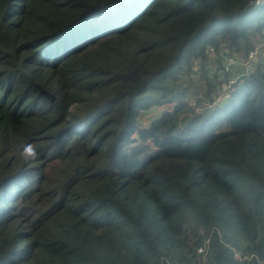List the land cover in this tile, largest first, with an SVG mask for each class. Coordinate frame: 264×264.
Returning a JSON list of instances; mask_svg holds the SVG:
<instances>
[{
    "label": "trees",
    "instance_id": "obj_1",
    "mask_svg": "<svg viewBox=\"0 0 264 264\" xmlns=\"http://www.w3.org/2000/svg\"><path fill=\"white\" fill-rule=\"evenodd\" d=\"M249 1L0 0V264L264 257V70L209 73L264 38Z\"/></svg>",
    "mask_w": 264,
    "mask_h": 264
},
{
    "label": "built area",
    "instance_id": "obj_2",
    "mask_svg": "<svg viewBox=\"0 0 264 264\" xmlns=\"http://www.w3.org/2000/svg\"><path fill=\"white\" fill-rule=\"evenodd\" d=\"M262 4H264V0L249 1V6L262 5ZM263 48H264V38L255 44V47L248 52V55L245 59H238L236 56H226L223 59V65L221 67H218L217 64H213L211 66V69L212 67L213 69L212 70L210 69L209 73L217 74L220 77L226 75L227 83L224 84V89H226L231 84H233L238 77L247 74L252 69V67L256 64L255 58L257 56V53ZM209 52H210L209 55L214 56V51L211 47L209 48ZM221 95L220 94L218 95L217 100L220 99ZM209 244H210V239L209 237H207L196 248V252L205 258L208 252ZM231 250L234 257L240 262L246 261V262H256L257 264H264V257L259 256L256 253L253 252L244 253L238 251L235 248H232Z\"/></svg>",
    "mask_w": 264,
    "mask_h": 264
},
{
    "label": "rangeland",
    "instance_id": "obj_3",
    "mask_svg": "<svg viewBox=\"0 0 264 264\" xmlns=\"http://www.w3.org/2000/svg\"><path fill=\"white\" fill-rule=\"evenodd\" d=\"M263 53H264V48L257 53V56L255 58V62H259L260 61L261 64H262V68L264 70V56H263ZM256 59H257V61H256ZM164 108L165 107L160 108V107H157V106L156 107L153 106L150 109L146 110V113H143L142 115H140L138 117L137 125L139 127L147 126L152 119H154L155 117L159 116L160 112Z\"/></svg>",
    "mask_w": 264,
    "mask_h": 264
},
{
    "label": "water",
    "instance_id": "obj_4",
    "mask_svg": "<svg viewBox=\"0 0 264 264\" xmlns=\"http://www.w3.org/2000/svg\"><path fill=\"white\" fill-rule=\"evenodd\" d=\"M46 96L50 99V101H53L54 100V96L49 94V93H45Z\"/></svg>",
    "mask_w": 264,
    "mask_h": 264
},
{
    "label": "clouds",
    "instance_id": "obj_5",
    "mask_svg": "<svg viewBox=\"0 0 264 264\" xmlns=\"http://www.w3.org/2000/svg\"><path fill=\"white\" fill-rule=\"evenodd\" d=\"M263 5V4H262ZM254 6H259V5H254Z\"/></svg>",
    "mask_w": 264,
    "mask_h": 264
},
{
    "label": "crops",
    "instance_id": "obj_6",
    "mask_svg": "<svg viewBox=\"0 0 264 264\" xmlns=\"http://www.w3.org/2000/svg\"><path fill=\"white\" fill-rule=\"evenodd\" d=\"M263 56H264V53H263ZM256 61H257V59H256Z\"/></svg>",
    "mask_w": 264,
    "mask_h": 264
}]
</instances>
